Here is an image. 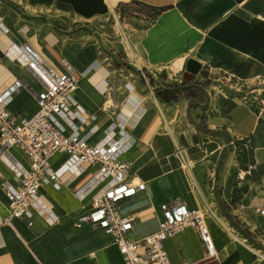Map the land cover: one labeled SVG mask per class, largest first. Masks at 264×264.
<instances>
[{
  "label": "crops",
  "instance_id": "1",
  "mask_svg": "<svg viewBox=\"0 0 264 264\" xmlns=\"http://www.w3.org/2000/svg\"><path fill=\"white\" fill-rule=\"evenodd\" d=\"M10 2L9 6L0 2V63L8 59L1 51L10 44L25 42L51 66H58L63 58L82 72L74 97L86 114L98 113L93 119L96 131L110 121L111 113L121 110V115H128L129 146L121 157L131 162V176L144 182L142 192L118 207L121 215L133 218L129 236L136 239L154 231L158 204L179 201L206 212L215 258L202 259L196 232L185 227L163 240L170 264H264L260 259L264 254V223L254 212L264 200V103L235 101L227 108L207 90L209 81L217 75L241 82L264 81V0ZM129 3L153 11L127 31V48L135 61H141L149 78L147 84L129 82L134 86L132 95L137 107L128 100L123 107L127 91L122 96L118 93V76L114 88L95 46L75 44L69 36L66 40L57 32L61 30L47 25L48 21L37 24L41 32L35 28L33 34H26L21 21L27 14L86 21ZM175 60L181 61L175 73L159 75L155 70ZM187 60L197 65L190 79L183 77ZM178 76L197 83L195 97H184L180 91L174 101L165 102L156 96L155 89L179 85ZM14 77L26 82L29 89H18L6 107L28 116L35 109L32 91L38 89V84L14 61L0 66V86ZM108 91L113 109L99 113L101 106L105 108ZM258 97L264 100V94ZM26 103L31 109L22 112ZM8 152L16 160L23 159L15 148H8ZM68 178L59 189L45 185L39 190L59 214L55 223L48 225L41 216L33 215L31 226L22 218L6 224L8 210L2 183L13 184L15 180L0 157V264H123L107 236L88 225L76 224V217L88 207V201L80 203L72 195L71 187L80 182L81 175Z\"/></svg>",
  "mask_w": 264,
  "mask_h": 264
},
{
  "label": "built area",
  "instance_id": "2",
  "mask_svg": "<svg viewBox=\"0 0 264 264\" xmlns=\"http://www.w3.org/2000/svg\"><path fill=\"white\" fill-rule=\"evenodd\" d=\"M1 53L24 67L38 84V89L32 91L35 109L28 116L6 107L18 89H29L26 82L14 77L0 88V157L15 180L13 184L2 183L8 210L4 223L22 218L31 226L33 215L41 216L48 225L55 223L59 214L42 197L40 188L50 185L59 189L68 183L69 176L80 174V182L73 185L71 191L78 202L86 199L88 207L76 217V224L88 225L107 236L123 264H170L163 240L185 227L196 232L202 245V259L215 258L213 240L205 222L206 212L179 201L159 203L155 230L131 238L133 218L121 215L118 207L142 192L144 182L131 176V162L121 157L129 146L128 119L120 117L121 110H117L111 113L110 121L96 131L93 119L98 113L86 114L74 97L82 72L63 58L58 66H51L38 50L25 42L10 44ZM139 70L147 84L145 73ZM126 83L123 84L127 91L124 102L130 91ZM220 96L232 104L237 100L264 103L251 91L248 96ZM98 112L110 111L101 106ZM8 148L17 149L23 159H14ZM254 212L264 223V200L254 207ZM261 261L264 263V257Z\"/></svg>",
  "mask_w": 264,
  "mask_h": 264
},
{
  "label": "rangeland",
  "instance_id": "3",
  "mask_svg": "<svg viewBox=\"0 0 264 264\" xmlns=\"http://www.w3.org/2000/svg\"><path fill=\"white\" fill-rule=\"evenodd\" d=\"M0 2L6 3L8 6L12 4L10 0H0ZM14 7L15 6H13L12 8ZM9 14L13 15L12 13ZM152 14L153 11L145 8L142 5H139L137 3H129L124 6H118L117 8H114L113 11H110L109 13L104 14L100 17L91 18L86 21L73 22L71 19L58 16L45 19L43 17L37 16L30 17L28 14L23 15V17L21 16L23 18L21 21L24 24L23 29L25 30L26 34H33L35 32V28L38 27L37 24L47 23L48 21L50 24L47 25L54 29L57 28L61 30H57V32L61 34V36H63L66 40L69 41V39L65 36H69V38L71 39L70 42H73L75 44H92L93 46H95L97 55L103 62L102 64L107 65L105 68L108 71L110 80H113L112 84L114 88L115 76H118L119 81H117L116 83V89L122 96L125 90L123 87V84L125 82H128L126 83L127 87L129 85L133 86L132 83H129L133 80H140L144 83V81L141 79L139 69H141V71L145 73L147 82H149L146 69L140 66L141 61L139 59L135 61L133 54L127 48V31H130L131 27L137 26L140 23L139 20H144L150 17ZM67 28L69 29L67 30ZM37 31L41 32V28H37ZM4 61L5 63H0V66L11 65L10 60L6 59ZM177 62L178 60H175L170 65L156 67L155 70L159 73V75H162V73L167 75L169 73H175V70L179 69L180 67L175 66ZM155 70H153V73H156L154 72ZM181 77L178 76V78L181 79L180 82L186 81ZM209 83L210 88L207 87L209 95H212L214 93L218 97L217 100L221 99L220 94L226 95L228 98H231L233 95L238 96L246 93L247 95H249L250 91L253 95L255 94L257 96L264 94V81L241 82L232 78H227V76L224 75H217L213 77V79L210 80ZM106 95L107 100L105 101V108L110 111V105L113 104L110 91H108ZM129 95L126 96V100ZM205 96H207L206 93ZM118 99L120 100V97H118ZM227 101L228 103L230 102L229 99H227ZM122 104L124 107L125 102ZM223 106H225V104H223ZM28 109H31L30 103H26L21 107L22 112H25Z\"/></svg>",
  "mask_w": 264,
  "mask_h": 264
},
{
  "label": "trees",
  "instance_id": "4",
  "mask_svg": "<svg viewBox=\"0 0 264 264\" xmlns=\"http://www.w3.org/2000/svg\"><path fill=\"white\" fill-rule=\"evenodd\" d=\"M183 94L184 97H195L197 95V83H189L186 81L180 82L179 85H172V88L168 89H155V94L161 100L165 102L174 101L179 93ZM222 104H225L229 108L232 103H228L227 100L222 99Z\"/></svg>",
  "mask_w": 264,
  "mask_h": 264
},
{
  "label": "bare ground",
  "instance_id": "5",
  "mask_svg": "<svg viewBox=\"0 0 264 264\" xmlns=\"http://www.w3.org/2000/svg\"><path fill=\"white\" fill-rule=\"evenodd\" d=\"M11 62H13L12 60H11ZM180 64H181V61L180 62H178V63H176L175 64V66L176 67H179L180 66ZM183 74H185L183 77H184V79H190V78H192V75L190 74V73H186V72H184ZM12 78H9L8 80L10 81ZM7 80V81H8ZM6 81V82H7ZM6 82H4L1 86H0V88H2V86L6 83ZM129 90L131 91V93H132V91H133V86H131V85H129ZM127 100L128 101H130L132 104H134L136 107L138 106V102L134 99V96L131 94V95H129V97L127 98ZM126 102V101H125ZM126 104V103H125ZM112 105L113 104H111L110 105V107H112ZM132 107H135V106H133V105H131ZM104 110H106V108H104V107H102ZM110 111H112V109L110 108ZM121 114V113H120ZM120 117H122V118H127L128 119V122H129V117H128V115L127 114H123L122 113V115L120 116ZM259 257V256H258ZM264 257V255L263 254H261L260 255V259H262Z\"/></svg>",
  "mask_w": 264,
  "mask_h": 264
},
{
  "label": "water",
  "instance_id": "6",
  "mask_svg": "<svg viewBox=\"0 0 264 264\" xmlns=\"http://www.w3.org/2000/svg\"><path fill=\"white\" fill-rule=\"evenodd\" d=\"M183 71L190 73L193 75L197 71V65L195 66V62L192 60H187L184 64ZM182 74V73H181Z\"/></svg>",
  "mask_w": 264,
  "mask_h": 264
}]
</instances>
